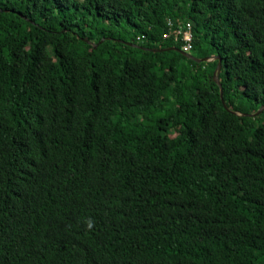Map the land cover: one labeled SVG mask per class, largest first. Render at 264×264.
I'll return each mask as SVG.
<instances>
[{"label":"trees","instance_id":"16d2710c","mask_svg":"<svg viewBox=\"0 0 264 264\" xmlns=\"http://www.w3.org/2000/svg\"><path fill=\"white\" fill-rule=\"evenodd\" d=\"M169 19L264 106V0H0V264H264V111Z\"/></svg>","mask_w":264,"mask_h":264},{"label":"water","instance_id":"95a60500","mask_svg":"<svg viewBox=\"0 0 264 264\" xmlns=\"http://www.w3.org/2000/svg\"><path fill=\"white\" fill-rule=\"evenodd\" d=\"M170 49H174V50H177L179 51L180 53L184 54L185 56L191 58V59H194L195 61H218V65H217V68L215 70V73L213 75V80L214 82L220 87V92H221V99H222V103L224 105V107L230 111V112H233L231 111L230 108H228L227 104L225 103L224 101V92H223V88H222V84H221V81H220V74H221V71H222V68H223V60L221 59L220 56H214V55H211V56H208V57H204V58H199V57H196L194 54L192 53H189L181 48H178L176 46H173V47H170V48H166L165 50H170ZM154 51H159V50H162V49H153ZM264 111V106H262L260 108V110L255 113V114H245L246 116H259L262 112ZM234 114H237L235 112H233Z\"/></svg>","mask_w":264,"mask_h":264},{"label":"built area","instance_id":"2783aa9c","mask_svg":"<svg viewBox=\"0 0 264 264\" xmlns=\"http://www.w3.org/2000/svg\"><path fill=\"white\" fill-rule=\"evenodd\" d=\"M178 26L176 27L170 19L168 20V33L165 37H175L176 40L182 39L184 44L181 49L190 52L193 47V32L192 25L190 23L186 24L184 27L181 20L178 21Z\"/></svg>","mask_w":264,"mask_h":264},{"label":"bare ground","instance_id":"6f19581e","mask_svg":"<svg viewBox=\"0 0 264 264\" xmlns=\"http://www.w3.org/2000/svg\"><path fill=\"white\" fill-rule=\"evenodd\" d=\"M187 52H188V51H187ZM221 59H222V58H221ZM259 110H260V109H259ZM259 110H258V111H259ZM231 111H233V110H231ZM258 111H257V112H258ZM229 112H230V111H229ZM233 112L237 113V114H235V115H237V116H245V117H257V116H258V115H257V116H246L245 114H242V113H239V112H236V111H233ZM233 112H231V113H233ZM257 112H256V113H257ZM233 114H234V113H233ZM253 114H255V113H253ZM60 207H61V206H60ZM70 208H71V207H70ZM60 211H61V210H60ZM69 223H70V222H69Z\"/></svg>","mask_w":264,"mask_h":264}]
</instances>
